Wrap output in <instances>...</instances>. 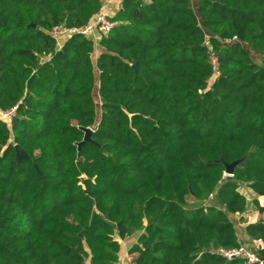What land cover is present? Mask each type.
<instances>
[{"label":"trees","instance_id":"trees-1","mask_svg":"<svg viewBox=\"0 0 264 264\" xmlns=\"http://www.w3.org/2000/svg\"><path fill=\"white\" fill-rule=\"evenodd\" d=\"M103 1L0 0V111L17 105L0 120V264H116L136 232L131 264H247L215 250L257 241L264 260V0H123L94 63L92 39L58 48L47 32ZM251 211L239 234L231 216Z\"/></svg>","mask_w":264,"mask_h":264},{"label":"built area","instance_id":"built-area-1","mask_svg":"<svg viewBox=\"0 0 264 264\" xmlns=\"http://www.w3.org/2000/svg\"><path fill=\"white\" fill-rule=\"evenodd\" d=\"M116 25L117 22L112 21L103 10H100L96 14L94 20L86 25L81 27H66L64 25H59L53 27L47 34L56 42L57 47L60 48L67 40L75 35H79L86 39H92V37L96 35L106 36ZM208 48L210 64L213 72L217 73V58L209 45ZM16 111L17 105L8 110L0 111V120L10 125L16 116ZM260 248H262V244L257 241L253 243L252 247L241 244L237 248L217 249L215 253L222 256L227 261L239 259L247 264H264V260L258 255V249ZM116 264H127V262L123 257H119Z\"/></svg>","mask_w":264,"mask_h":264},{"label":"crops","instance_id":"crops-1","mask_svg":"<svg viewBox=\"0 0 264 264\" xmlns=\"http://www.w3.org/2000/svg\"><path fill=\"white\" fill-rule=\"evenodd\" d=\"M122 1L123 0H104L103 3H102V9L101 10H103L109 17H113L117 13V11L120 10ZM94 44H95V49H94L93 53H95V54H93V56L96 59L98 57V55H100L101 53L104 52V50L101 47H99L98 40H95ZM97 89L98 88L96 86L94 88L93 93H92L93 96L95 95V93H97ZM257 200H258L260 206H264V197H258ZM256 215L258 216V214H256ZM244 217H245V215H244ZM258 219L259 218H256L254 221H252L250 223H244V224L240 223L239 227L242 230L246 226V224L254 223ZM241 230H240V233L242 232ZM139 234H140V232H136L135 234H133L131 237L125 239L124 241H120L121 251L119 253V257H123L126 260L127 264L129 262L128 250L130 249L132 244L135 243V241H136L137 237L139 236ZM247 243H249V242H247ZM130 261H131V258H130ZM129 264H130V262H129Z\"/></svg>","mask_w":264,"mask_h":264},{"label":"rangeland","instance_id":"rangeland-1","mask_svg":"<svg viewBox=\"0 0 264 264\" xmlns=\"http://www.w3.org/2000/svg\"><path fill=\"white\" fill-rule=\"evenodd\" d=\"M192 4H193V8H194V10H196V1L195 0H192ZM99 36L98 35H96V36H94V37H92V39L95 41V40H99ZM226 43V42H225ZM247 49V51L249 52V55H250V58L252 59V61L253 62H255V63H257V64H260V61H261V57H260V54H257V52H252L249 48H246ZM93 54H95V53H93ZM93 54H92V61H93V63L95 62V57L93 56ZM97 76V71L95 70V77ZM216 76V75H215ZM214 76V77H215ZM214 77L211 79V80H209V82H208V85L209 86H211V84L213 83V81H214ZM97 86V88H98V81H97V78H96V82H95V87ZM98 95L95 93V95L93 96L92 95V97H93V101H94V103H95V109H96V123L98 122V120H99V116H100V101H99V99H98V97H97ZM90 130H92V129H90ZM241 192L243 193V194H245V195H248V191L246 190V188L245 187H241ZM245 215V217H244V222H242V221H240V215H235V216H231V220H233V222L235 223V226L237 227V231L239 232V234H240V223L242 224H244V223H250V222H252V221H254L256 218H262L263 217V215H259L258 214V216L256 215V214H254V212H248V213H246V214H244ZM243 215V216H244ZM252 245L253 244H249V246L248 247H252ZM130 256H129V262H130ZM129 262H128V264H129ZM131 264V263H130Z\"/></svg>","mask_w":264,"mask_h":264},{"label":"water","instance_id":"water-1","mask_svg":"<svg viewBox=\"0 0 264 264\" xmlns=\"http://www.w3.org/2000/svg\"><path fill=\"white\" fill-rule=\"evenodd\" d=\"M83 132H84V141L83 142H85V141L90 142L92 130H90V128H87V129H84ZM83 142L78 144V148L81 147ZM15 150H16V154H17V159H29L27 157V155L21 149H19L17 146H15ZM238 163L239 162H233L231 164H224L226 177H232L233 171H234L235 167L238 165ZM115 239L119 240L117 235L115 236Z\"/></svg>","mask_w":264,"mask_h":264}]
</instances>
